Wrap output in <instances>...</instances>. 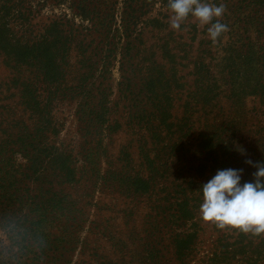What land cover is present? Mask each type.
<instances>
[{"label":"trees","instance_id":"16d2710c","mask_svg":"<svg viewBox=\"0 0 264 264\" xmlns=\"http://www.w3.org/2000/svg\"><path fill=\"white\" fill-rule=\"evenodd\" d=\"M113 1L102 10L93 0H0V63L11 71L7 89L21 112L0 129V225L8 240H0V264H27L24 251L45 249L42 223L62 197L53 184L75 180L72 153L50 139L57 133L51 108L58 99L76 101V114L94 143L86 155L93 164L99 157L93 148L104 152L105 133L131 130L117 161L99 171L98 180L147 203L148 225H176L148 230L143 264H165L169 245L180 264H194L201 186L229 168L243 170L241 184L254 182L257 169L246 161L264 162V40L258 44L243 34L254 25L264 37V0L234 7L227 0H206L226 6L221 23L229 30L214 45L203 37L204 25L194 56L198 26L183 24L190 34L183 41L168 28V0ZM62 4L73 16L53 13L34 28L32 18L41 8ZM114 61L124 123L111 117L112 105H118L109 82ZM189 64L191 82L180 74ZM250 95L258 105L247 117L243 104ZM214 230L207 261L264 264V236ZM170 237L169 245L163 243Z\"/></svg>","mask_w":264,"mask_h":264},{"label":"rangeland","instance_id":"374dc122","mask_svg":"<svg viewBox=\"0 0 264 264\" xmlns=\"http://www.w3.org/2000/svg\"><path fill=\"white\" fill-rule=\"evenodd\" d=\"M93 1L102 10L107 9V6L110 8V5L114 3L113 0ZM227 3L234 7L233 3L237 4V6L239 4L244 5L246 0H227ZM115 5L118 7L117 4ZM61 11H65L68 16L72 15V10L66 4L54 7L44 6L41 8L40 15L32 18L34 28H40L46 21V16H51L53 13L59 14ZM118 11L116 10V12ZM119 13H116L117 19L119 18ZM75 20L80 21L79 17H75ZM188 22L195 23L198 26V31H200L190 48V55L194 56L196 55V47L204 25H200L193 17L188 18L184 22V25ZM168 28H171L170 23ZM247 28L248 31L243 32L244 35L249 36L258 44L264 40V37L255 31L257 26H247ZM186 30L187 27H183L180 31H174L176 34L180 33L182 35L183 41L189 42L190 34ZM203 37L205 39L210 38L208 33L204 34ZM147 38L148 35H146ZM153 40L151 38L148 43ZM191 67L192 64H189L180 71V74L184 75L185 80L187 79L188 82H191L192 76L188 73ZM111 68L109 82H112V90L114 91L112 102L118 101L117 106L112 105L111 117L120 118L124 123L126 122L125 100L120 99L116 88V82L119 80L120 75L118 62L114 61ZM10 75V69L0 63L1 130L11 123L9 122L10 118H16V115L21 113L14 107V100L16 98H13L7 89V81ZM41 90L42 87L38 91L41 93ZM249 97L251 95L245 98L246 101L243 104L246 112L248 110L247 117L251 114L249 112L251 107L258 105V103H254L256 100ZM51 110L52 116L56 121L57 133L52 135L50 139L57 146L67 148L72 153L73 159H75L76 176L72 182L61 185L57 183L53 184V187L55 186V189L62 193V197L56 199L55 203H60L59 206L50 209L47 220L42 223V230L46 235L45 249L41 250V246H33L29 252L24 251L26 255H23L22 259H27V264H143L145 252L141 250L144 249V245L148 242V239H151L146 238L148 230L157 232L162 227L174 228L176 225H161V222L148 225L147 203L137 202V200L131 199L118 191L116 193L113 190H109L105 184H100L98 180L99 171H104V168L108 167L109 162L115 163L117 161L119 146L131 137V130L119 131L112 134L108 133V135L105 133L102 138L104 152L101 149L98 151L95 147L93 148V151L99 156L97 164H93L89 158H86V155L87 148L94 143L92 141L89 142L91 137L86 134L87 130L85 126L76 114V101L58 99L52 103ZM261 118L264 121V115ZM13 158L16 163H24V159H21L18 153H14ZM32 184L35 185L36 183L33 182ZM59 200L62 202H59ZM197 222L199 224L197 225L199 227L197 253L192 263L212 264V260L207 261L206 255L208 247L211 246L212 239H214L212 233L216 232L214 230L215 226L205 223L201 219L199 211ZM0 240L3 243L8 241L1 225ZM171 242V237L163 241V243L168 245ZM31 251L34 252V255ZM35 251H37L36 254ZM163 253L162 261L164 260L165 264H180L170 245L164 249ZM232 264H237V262H233Z\"/></svg>","mask_w":264,"mask_h":264},{"label":"clouds","instance_id":"9594fccd","mask_svg":"<svg viewBox=\"0 0 264 264\" xmlns=\"http://www.w3.org/2000/svg\"><path fill=\"white\" fill-rule=\"evenodd\" d=\"M171 11L170 27L180 31L181 26L191 16L200 25H209L208 35L215 45L223 33L229 29L221 23L226 6H217L206 0H168ZM215 20V22H213ZM247 164L257 170L254 182L241 184L243 170H218L217 174L203 184V202L199 212L205 223L220 230H236L252 236H264V162Z\"/></svg>","mask_w":264,"mask_h":264}]
</instances>
